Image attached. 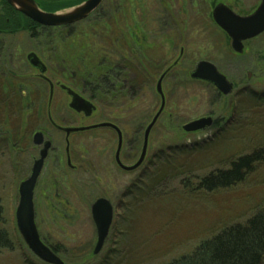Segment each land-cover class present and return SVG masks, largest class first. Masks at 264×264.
Instances as JSON below:
<instances>
[{
	"label": "rangeland",
	"instance_id": "374dc122",
	"mask_svg": "<svg viewBox=\"0 0 264 264\" xmlns=\"http://www.w3.org/2000/svg\"><path fill=\"white\" fill-rule=\"evenodd\" d=\"M40 1L46 8L56 10L79 0ZM253 1L247 0V7ZM30 31L27 29L24 37L26 52L35 50L40 55V39L32 38ZM203 34V39L190 41L185 47L187 55L175 69L184 74L172 73L162 82L166 108L150 132L144 162L134 171L118 174L120 188L105 191L116 205V216L101 253L92 255L96 228L89 208L101 191L86 185V198L82 199L75 190H64L70 219L58 226L44 219L42 208L38 210L39 234L60 248L59 257L64 264H163L191 252L200 241L225 226L243 223L264 208V161L256 164L244 182L229 189L205 193L183 187L186 178L194 182L215 169L227 168L238 156L264 148V71L256 65V60L262 58L258 52L264 49V36L251 41L245 55L234 56L220 35L205 28ZM179 50L171 48L172 63ZM164 51L166 46H160L147 55L154 57L157 64ZM249 52L250 57L246 56ZM198 61L214 64L234 83L228 96H219L209 83L190 77L189 72ZM27 71L33 72L30 67ZM168 82H175L172 91L166 85ZM156 83L157 78L150 88L139 90L133 109L119 112L122 129L128 133L137 131L139 141L134 144L137 155L126 162L127 166L140 156L145 129L160 107ZM65 110L62 111L66 113ZM171 113L173 124L164 127ZM208 114L217 121L210 129L191 133L182 129V125ZM175 146H182L183 153L175 154ZM130 147L127 145V151ZM0 150L3 228L12 241V248H0V264H46L27 248L16 228L18 185L24 166H17L18 153L10 159L4 145Z\"/></svg>",
	"mask_w": 264,
	"mask_h": 264
},
{
	"label": "flooded vegetation",
	"instance_id": "af4514ba",
	"mask_svg": "<svg viewBox=\"0 0 264 264\" xmlns=\"http://www.w3.org/2000/svg\"><path fill=\"white\" fill-rule=\"evenodd\" d=\"M34 1L45 12H58L78 6L87 0H79L61 9L57 8V10L46 8L40 0ZM261 2L262 0H255L251 7H247V0H103L84 20L69 26L48 28L73 27L87 20L96 19L100 15V25L92 24L103 29L101 35L103 42L108 41L107 35L114 33L116 38L114 42L119 46H133L130 56L125 57L124 69L132 71V75L136 76L139 67L135 66L137 65L135 60L139 56L142 62L148 64L146 66L148 69L155 70L153 74L148 73V76H155L158 81L165 73L164 79L172 73L184 74L183 71L177 72L175 69L187 55L185 47L189 42L203 39L204 28L206 31L220 35L225 40L227 48L234 52V56L245 55L250 42L264 36V32L257 38L243 41L242 53H236L232 49L231 38L214 21L213 10L218 5H224L235 15L247 17L257 10ZM107 16L112 22L108 21ZM26 19L25 15L11 7L6 0H0V146L4 145L10 159H13V154L18 153V165L17 163L15 165L20 168L24 166V171L21 172L22 177L19 180L20 185L30 176L35 160L40 157V151L49 144L41 173L35 184L33 195L35 219L38 210L42 208L44 211L41 210V213L46 221H51L57 226L60 222H65L69 218L67 215L69 208L67 207L68 201L62 192L72 189L78 192L79 197L85 199L83 188L88 185L101 191L100 196L90 204V213L91 205L97 199L105 198L113 207L114 220L116 205L105 191L120 188L121 182L118 174L125 171L122 166L128 168L137 162L138 159L128 166L126 164L127 161L135 159L137 155L126 149L130 140L138 143L137 131L129 134L127 130L122 129L119 117H108L105 114L104 109H108L112 106L111 104L98 103L91 99L85 90L72 84L67 85L60 80L56 73L50 72L48 63L35 50L27 54L24 44V37L27 34ZM160 46L164 48L166 46L167 51L162 52L159 64H155L154 57L151 58L150 55L148 57L147 53ZM175 47H179L180 50L172 63L171 48L175 49ZM30 53H34L45 65L44 73L30 64L28 60ZM250 53L246 56L250 57ZM258 55L262 58L256 60L258 63L256 65L261 67L259 70L264 71V49H261ZM28 67L33 72L28 74ZM251 75L250 72L247 78L250 79ZM231 83L234 89L235 85ZM68 91H72L93 105L94 110L91 115L87 116L83 112L78 113L70 108L72 97ZM38 92L43 93L45 98L38 97ZM216 92L219 96L222 95L217 89ZM62 110L67 112L64 113ZM42 111L45 112V118L38 119L30 126L31 128H28L29 117H35L36 112L41 113ZM208 115L214 119L216 125L217 121L214 116ZM101 124L111 126L95 127ZM90 127L89 130L69 135L65 132L66 129ZM119 131L122 134V147L118 159L120 163L116 158ZM37 132L42 134L40 145L33 144V137ZM71 219L73 220L74 216ZM60 252L56 254L59 255Z\"/></svg>",
	"mask_w": 264,
	"mask_h": 264
},
{
	"label": "trees",
	"instance_id": "16d2710c",
	"mask_svg": "<svg viewBox=\"0 0 264 264\" xmlns=\"http://www.w3.org/2000/svg\"><path fill=\"white\" fill-rule=\"evenodd\" d=\"M99 17L100 15L96 19L87 20L73 27L58 29L43 28L29 19H26V25L27 29L31 30V37L40 39V55L47 60L50 72L56 73L67 85L72 84L85 90L96 102L111 104L112 106L104 109V112L108 117L118 118L119 112L133 109L139 90L150 88V85L155 83V76H148V73L153 74L155 70L148 69L146 67L148 64L142 62L138 56L135 60L137 63L135 66L139 67L138 74L133 76L132 71H126L125 57L130 56L133 46H119L114 42L116 38L112 32V35H107L108 41L103 42L101 36L103 29L92 24L100 25ZM107 18L110 21L108 16ZM174 83L166 84L170 91ZM37 96L44 97V94L38 92ZM172 115V113L167 115L169 119L163 123L164 127L172 126ZM34 116L29 117L28 128L37 121L36 119L45 118V112H36ZM140 126L142 124L138 125V128ZM135 143L130 140L129 152L132 154L137 148V145L134 146ZM173 149L174 153L179 155L183 153L184 148L175 146ZM263 161L264 148H261L254 150L252 154L238 156L225 169H215L200 178H195L194 182L186 178L182 184L185 188L205 193L229 189L244 182L256 164ZM2 213L0 205V248L8 250L12 248V241L3 228ZM41 238L55 253L60 251V248L52 245L46 238ZM263 262L264 208L256 211L243 223L225 226L209 239L200 241L191 252L163 264H263Z\"/></svg>",
	"mask_w": 264,
	"mask_h": 264
},
{
	"label": "water",
	"instance_id": "95a60500",
	"mask_svg": "<svg viewBox=\"0 0 264 264\" xmlns=\"http://www.w3.org/2000/svg\"><path fill=\"white\" fill-rule=\"evenodd\" d=\"M9 5L15 8L17 11L27 17V19L43 26V27H58L63 25H70L80 22L87 18L103 0H87L78 6L58 11V12H45L39 8V5L34 0H6ZM213 19L216 24L223 29L232 40V49L236 53H242V42L257 38L264 32V0H262L257 10L247 16L240 17L232 13L224 5H218L213 10ZM30 64L41 73L46 71L45 65L38 59L34 53L28 55ZM216 66L210 62L199 61L195 63V68L191 72L190 77L194 80L204 81L213 85L219 93L224 96H228L233 90V84L228 82L229 80L223 75ZM166 74V73H165ZM165 74H163L156 83V92L160 96L161 104L159 109L152 118L151 122L145 129L143 145L140 156L137 162L130 166H122L125 171H134L139 168L146 158L148 140L150 132L156 124L159 116L165 108V97L162 90V82ZM72 97L70 108L78 113L83 112L89 116L93 112V105L88 101L82 99L79 95L68 91ZM214 125V119L209 115L193 121H190L182 125V129L185 132H197L206 131ZM111 126L110 124H101L95 127ZM92 127V128H95ZM90 128H74L66 129L65 132L70 133L89 130ZM42 139L41 133H35L33 137V144L40 145ZM49 144L40 151L39 159L35 160L30 176L23 181L19 186V203L15 217L16 225L21 238L27 245V248L41 261L46 264H64L63 260L57 255L50 247H48L41 239L35 219V207H34V190L35 184L41 173L43 162L46 157ZM122 147V134L119 131V141L116 149V158L119 159L120 149ZM119 162V160H118ZM120 163V162H119ZM113 207L110 202L105 198L97 199L91 205V215L93 224L96 228V244H94L93 254L98 255L105 244L108 237L112 221H113Z\"/></svg>",
	"mask_w": 264,
	"mask_h": 264
}]
</instances>
